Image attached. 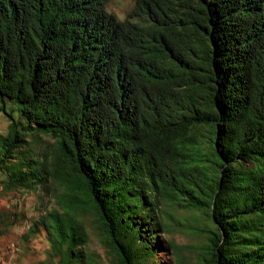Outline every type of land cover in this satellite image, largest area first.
I'll use <instances>...</instances> for the list:
<instances>
[{
  "label": "trees",
  "instance_id": "1",
  "mask_svg": "<svg viewBox=\"0 0 264 264\" xmlns=\"http://www.w3.org/2000/svg\"><path fill=\"white\" fill-rule=\"evenodd\" d=\"M107 1L0 0L4 189L53 186L59 264H95L86 226L110 264L152 260L165 202L202 264H264V0Z\"/></svg>",
  "mask_w": 264,
  "mask_h": 264
},
{
  "label": "rangeland",
  "instance_id": "2",
  "mask_svg": "<svg viewBox=\"0 0 264 264\" xmlns=\"http://www.w3.org/2000/svg\"><path fill=\"white\" fill-rule=\"evenodd\" d=\"M134 7L132 0H108L105 9L124 19ZM8 119L0 113V134H5ZM52 140L45 138L37 149L41 158L50 161ZM0 176V264H59L53 257L40 221L51 209H57L54 188L32 191H8ZM165 230L158 233L162 248L155 258L144 264H202L205 237L193 219V213L176 206H162ZM87 243L79 250L82 258L90 256L95 264H110L112 256L102 245L96 230L86 226ZM170 245V247H169Z\"/></svg>",
  "mask_w": 264,
  "mask_h": 264
}]
</instances>
